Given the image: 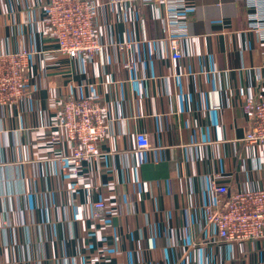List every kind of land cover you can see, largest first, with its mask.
<instances>
[{"label":"crops","instance_id":"1","mask_svg":"<svg viewBox=\"0 0 264 264\" xmlns=\"http://www.w3.org/2000/svg\"><path fill=\"white\" fill-rule=\"evenodd\" d=\"M47 2L0 0V51L26 48L32 67L28 95L0 108V264H264V237L216 241L204 212L214 183L264 189V146L244 139L243 105L264 88L246 0H189L180 59L165 49L164 7L140 1L100 3L104 49L59 57ZM78 96L108 106L110 129L77 176L58 163L74 144L54 123Z\"/></svg>","mask_w":264,"mask_h":264},{"label":"built area","instance_id":"2","mask_svg":"<svg viewBox=\"0 0 264 264\" xmlns=\"http://www.w3.org/2000/svg\"><path fill=\"white\" fill-rule=\"evenodd\" d=\"M140 1L143 4L161 3L165 9L166 36L163 39L167 54L180 59L182 42L188 36L187 21L189 0H48L44 7L43 23L53 40L54 52L59 57L93 59L104 49L97 29V10L100 3L123 10ZM250 11L246 15L247 27L264 44V0H246ZM130 44L120 45L125 54ZM31 51H0V108L15 106L28 95L32 67ZM133 68L132 63H127ZM244 113L249 121L245 141L264 146V88L248 96ZM58 116L54 126L61 129L74 147L68 155L58 160L62 170L80 175L82 164L98 155L99 145L110 129L108 106L91 96L68 97L58 103ZM139 150L148 149L150 141L145 133L136 134ZM84 188L91 189L87 181ZM213 202L205 204L206 227L216 241L240 243L264 237V189L244 188L234 193L224 183L211 187ZM95 217L105 209L103 201H97ZM92 262H99L93 257Z\"/></svg>","mask_w":264,"mask_h":264}]
</instances>
